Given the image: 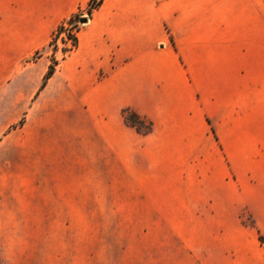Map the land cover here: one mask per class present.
I'll return each mask as SVG.
<instances>
[{"label": "crops", "instance_id": "1", "mask_svg": "<svg viewBox=\"0 0 264 264\" xmlns=\"http://www.w3.org/2000/svg\"><path fill=\"white\" fill-rule=\"evenodd\" d=\"M89 2L0 0V257L6 264H114L111 253L99 250L104 241L94 228L66 221L91 219L82 205L98 201L89 194L97 170L109 188L114 171L129 172V139L137 133L123 110L151 119L156 138L208 139L210 107L235 106L241 98L239 72L217 90L205 65L218 45L242 43L243 0H103L77 31L76 48L60 59L63 50L49 51L55 33ZM54 57L55 72L46 78ZM19 108L28 117L20 131ZM262 124L248 135L251 150H264ZM59 139V149L27 146ZM93 139L105 140L95 161ZM174 164L173 185L162 187L173 195V213L200 218L213 203L238 213L241 203L264 197L262 170H235L231 180L224 166L214 175Z\"/></svg>", "mask_w": 264, "mask_h": 264}, {"label": "rangeland", "instance_id": "2", "mask_svg": "<svg viewBox=\"0 0 264 264\" xmlns=\"http://www.w3.org/2000/svg\"><path fill=\"white\" fill-rule=\"evenodd\" d=\"M255 1L254 15V0H251V27L248 29L247 1L243 0L242 43L218 45L219 49L213 54L216 57L205 65L209 69L210 82L217 90L230 74L240 73L239 102L235 106L222 103V106L209 109V138H156L151 119L134 111L140 119L129 115L130 123H127L124 109L126 126L137 133L129 139V172L114 171V186L109 188L104 173L97 170L101 166L93 165L97 180L89 194L97 196L98 201L82 205V211L92 212V217L66 221V225L94 228L98 239L104 241L99 250L111 253L114 264H264V197L260 201L252 198L241 203L238 213L232 205L209 204V212L201 214L203 217L191 218L189 216L193 214L189 212L177 210L173 213V195L169 194L170 191L165 193L162 188L173 185L170 172L174 160L179 169L191 163L212 171L214 175L224 166L229 170L231 180L235 179V170L252 168L262 170L264 174V150H251L248 146L249 133L260 132V122H264V0ZM89 5L59 27L49 51L67 48L61 44L65 43L64 35L68 34L67 38L69 34L76 35L86 24L81 20L87 17L81 15L86 14ZM89 21L87 19V23ZM66 25L71 26L68 31ZM68 52H64L60 59ZM42 54L37 52L31 61H36ZM18 118L16 126L20 131L27 122V113H22L19 108ZM114 126L116 129V122ZM59 128L61 138L63 132L61 126ZM104 142L99 139L91 141L94 161L93 155L101 150L104 152ZM27 146L59 149L63 140L59 139L57 145L30 141ZM173 148L177 151L174 158Z\"/></svg>", "mask_w": 264, "mask_h": 264}, {"label": "built area", "instance_id": "3", "mask_svg": "<svg viewBox=\"0 0 264 264\" xmlns=\"http://www.w3.org/2000/svg\"><path fill=\"white\" fill-rule=\"evenodd\" d=\"M101 3H102V0H91L90 5H89V10L86 12L85 15H81V17H87V19L90 20V16L92 15L93 11L98 9L100 7ZM70 28H71V26H69V25L65 26V30H67V31ZM66 33H68V32H66ZM67 35L68 34L64 35L65 36V43H61V44H63L64 46H67V48L70 51L74 50L76 48L75 43H74V41H73V39L71 37L67 38ZM61 44H60V42H58V47ZM59 49H61V47Z\"/></svg>", "mask_w": 264, "mask_h": 264}, {"label": "trees", "instance_id": "4", "mask_svg": "<svg viewBox=\"0 0 264 264\" xmlns=\"http://www.w3.org/2000/svg\"><path fill=\"white\" fill-rule=\"evenodd\" d=\"M102 2H103V0H102ZM72 38L73 39V41H74V43H75V46L77 45V36L76 35H70L69 34V38ZM63 51L64 52H68L69 51V49H67V48H64L63 49ZM58 64V61L56 60V59H53V64L51 65V67L49 68V71H48V73H47V75H46V78H50L53 74H54V72H55V66ZM125 121L127 122V123H130V118H129V115H130V117H134V118H137V119H140V117L133 111V110H131V109H129V108H127V109H125ZM126 114H128V116L126 115ZM133 126H137V125H133ZM138 128V127H137ZM0 264H6L2 259H1V257H0Z\"/></svg>", "mask_w": 264, "mask_h": 264}, {"label": "water", "instance_id": "5", "mask_svg": "<svg viewBox=\"0 0 264 264\" xmlns=\"http://www.w3.org/2000/svg\"><path fill=\"white\" fill-rule=\"evenodd\" d=\"M81 23H87V19H82Z\"/></svg>", "mask_w": 264, "mask_h": 264}]
</instances>
